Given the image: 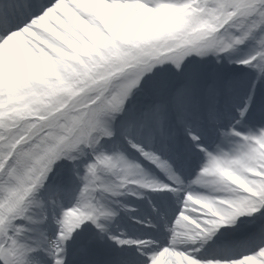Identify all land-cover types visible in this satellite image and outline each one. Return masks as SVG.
Here are the masks:
<instances>
[{"label": "snow or ice", "instance_id": "obj_1", "mask_svg": "<svg viewBox=\"0 0 264 264\" xmlns=\"http://www.w3.org/2000/svg\"><path fill=\"white\" fill-rule=\"evenodd\" d=\"M0 264H264V0H0Z\"/></svg>", "mask_w": 264, "mask_h": 264}]
</instances>
